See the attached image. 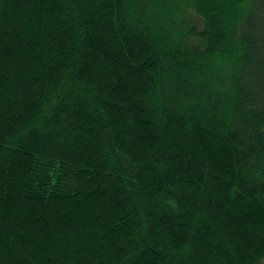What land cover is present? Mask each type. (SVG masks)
<instances>
[{
    "label": "trees",
    "instance_id": "obj_1",
    "mask_svg": "<svg viewBox=\"0 0 264 264\" xmlns=\"http://www.w3.org/2000/svg\"><path fill=\"white\" fill-rule=\"evenodd\" d=\"M0 264H264V0H0Z\"/></svg>",
    "mask_w": 264,
    "mask_h": 264
}]
</instances>
